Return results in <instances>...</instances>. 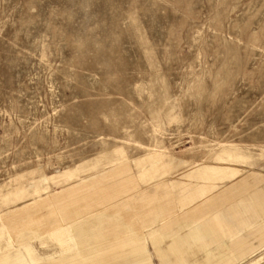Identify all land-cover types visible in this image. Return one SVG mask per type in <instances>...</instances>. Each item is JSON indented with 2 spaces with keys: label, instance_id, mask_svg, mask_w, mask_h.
<instances>
[{
  "label": "rangeland",
  "instance_id": "rangeland-1",
  "mask_svg": "<svg viewBox=\"0 0 264 264\" xmlns=\"http://www.w3.org/2000/svg\"><path fill=\"white\" fill-rule=\"evenodd\" d=\"M260 188L264 0H0V264H162Z\"/></svg>",
  "mask_w": 264,
  "mask_h": 264
},
{
  "label": "crops",
  "instance_id": "crops-1",
  "mask_svg": "<svg viewBox=\"0 0 264 264\" xmlns=\"http://www.w3.org/2000/svg\"><path fill=\"white\" fill-rule=\"evenodd\" d=\"M243 183V182H240ZM239 183V184H240ZM262 193H261V198H260V204H259V208L255 209V210H251V212L248 210L244 211V212H240V209L242 208H246V206L250 203L247 204H243L242 200L243 198L239 197L241 200L237 201L235 203H227L226 205L229 206L231 205L232 208L235 207L236 209V213L234 214H229L222 211L216 212L215 214L210 215V219L205 223V225H201L199 226V229L197 230L195 237L191 240H184L180 242V245L178 246V250L176 252L172 251L171 243L174 242V240L177 238H174L168 245H167V253L168 255H174V259H168L166 254L162 253V264L165 262L169 263H173V264H187L189 261H186L185 259H181V257L183 258L186 253L188 255H191L194 250L193 247H195L194 243L201 241L202 235L199 233L200 232H206L212 235L213 239H211L212 241L214 240V236L215 233L218 230H227L228 232H231L232 228H237V227H242V228H252L254 229L257 233H258V239H260V243L257 246H251L250 243L242 241V237L240 236V231L238 229V232H236L235 234H230L229 235V240L232 242L233 244V248L232 251H230V256L229 257H233L234 259H236V263L237 264H242L245 261L249 260L250 258H252L256 253H258L260 250H262L264 248V191L262 190V188H260ZM249 207V206H247ZM254 207V206H252ZM207 214H210V212H208ZM237 214H242V217H238ZM236 218L234 222H232L234 217ZM213 219H215L213 221ZM261 220V221H259ZM214 224L212 225L211 223ZM210 224V225H209ZM190 233V232H189ZM187 233V234H189ZM185 234H183L182 236H185ZM193 255V254H192ZM134 258H131L130 261H133ZM129 261V262H130ZM128 262V263H129Z\"/></svg>",
  "mask_w": 264,
  "mask_h": 264
}]
</instances>
